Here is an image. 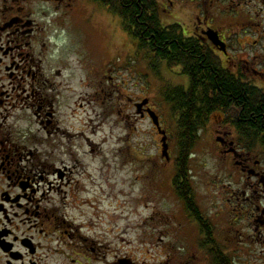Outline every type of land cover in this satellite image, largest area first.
I'll return each mask as SVG.
<instances>
[{
  "label": "flooded vegetation",
  "instance_id": "obj_1",
  "mask_svg": "<svg viewBox=\"0 0 264 264\" xmlns=\"http://www.w3.org/2000/svg\"><path fill=\"white\" fill-rule=\"evenodd\" d=\"M157 1L161 20L177 25L183 37L194 42L200 62L178 64L174 72L164 63L169 79L161 70L160 95L155 101L143 91L135 108L143 119L158 116L169 145V159L162 155L163 164L169 166L178 156L189 160L184 177L190 186L181 188L188 197L193 190L198 199V184L208 190L219 184L209 175L202 182L197 165L203 164V153L196 147L187 156L180 154L178 138L200 139L209 133L218 174L227 182L222 189L228 242L244 239L236 227L244 221L253 240L264 243V0ZM99 8L95 0H0V264H214L209 248L215 238L213 223L203 213L186 209L174 188L175 167L168 192L164 189V199L167 193L175 210L173 219L167 218L175 230L161 231L157 244L125 250L96 231L86 213L77 215L78 182L72 186L67 167L51 160L57 146L50 137L61 129L76 97L84 94L87 99L90 94L81 86L92 91V101L105 93L104 83L111 85L107 97L118 92L113 65L102 64L99 43L96 46ZM82 35L88 36L91 49L86 40L82 44ZM92 52L100 55L99 64L86 58ZM72 55L82 56L80 64L88 72L82 68L80 86L72 82L78 68ZM209 71L233 85L239 97L222 100ZM92 77L97 82L91 87ZM172 87L177 90L175 113L162 93ZM182 98L191 106H184ZM205 99L209 101L201 118L193 110ZM199 121H205V127L197 128ZM154 129L162 148L163 135ZM199 217L209 220L204 233ZM192 228L196 243L182 246L180 236L192 239L191 233L185 234ZM225 254L231 257L227 250Z\"/></svg>",
  "mask_w": 264,
  "mask_h": 264
},
{
  "label": "rangeland",
  "instance_id": "obj_2",
  "mask_svg": "<svg viewBox=\"0 0 264 264\" xmlns=\"http://www.w3.org/2000/svg\"><path fill=\"white\" fill-rule=\"evenodd\" d=\"M96 31V46L99 43L102 64L111 61L115 77L112 82L118 85V92L112 98L107 97L109 91L106 88L111 85L104 83L105 93L92 101L88 99L93 97L92 91L81 86V91L90 94L87 99H83L84 94L82 98L76 97V101L67 109L70 115L60 126L61 129L50 137V141L57 146L51 160L56 166L67 167L66 173L72 180V186L78 182L83 205L80 207V202H77L79 217L81 213H86L85 218L91 221L96 231L104 237H110L125 250L148 247L150 243H158L163 236L161 231L175 230L167 219L174 217L173 204L167 193L164 199V189L166 186L168 192L175 159L168 162L169 166L163 164L160 137L153 123L141 118L135 108V102L143 95V91H149V98L156 101L161 91L160 83L146 67L143 56L136 55V43L124 31L121 20L104 7L98 9ZM91 37L94 36L89 34ZM87 38V35H82L81 42L84 44L86 40L90 48ZM70 58L74 62L73 66L78 67L76 80L72 82L80 86L79 80L84 75L82 68L85 69L86 65L80 64L81 55H72ZM86 58L100 63V55L94 52L87 54ZM93 61L90 63L95 65ZM175 69L173 66L171 71ZM161 70L169 79L164 64ZM105 74L109 75L110 72L106 71ZM95 82L97 80L92 77L91 87ZM109 136L113 138L112 148L108 145ZM88 139H91L89 144ZM196 147L203 153L200 155L203 164L197 165L202 182L205 183L209 175L219 184L210 190L207 187L200 188L198 184L197 199L202 212L213 223L216 239L233 258L234 264H264V243L253 240L247 222L242 221L236 226L241 229L244 239L228 242L227 227L230 223H227L229 217L226 216L228 207L223 209L225 195L222 189L227 182L218 174V163L211 152L214 150V140L205 131ZM76 150L81 153V158H78ZM93 156H96L97 161ZM174 206L176 209L177 204ZM178 230L183 231L180 227ZM188 233H191L192 239L187 241L186 235L180 236L182 246L196 243V230L189 229L185 234ZM150 252L157 258L155 250Z\"/></svg>",
  "mask_w": 264,
  "mask_h": 264
},
{
  "label": "trees",
  "instance_id": "obj_3",
  "mask_svg": "<svg viewBox=\"0 0 264 264\" xmlns=\"http://www.w3.org/2000/svg\"><path fill=\"white\" fill-rule=\"evenodd\" d=\"M102 7L106 8L110 13L117 16L121 20L122 27L128 36L136 43V55L143 56L144 60L149 62V67L157 74L160 73L161 64L166 63L168 66H177L178 64H193L194 61L200 62L196 57L199 54L195 53V45L191 39L183 37V34L178 31L177 25H166L162 22L160 16V6L157 0H95ZM198 64V63H195ZM192 65H189L190 67ZM207 76V72L203 71ZM210 80L215 85L216 91L221 92L222 100H231L239 97V91H235L233 85L225 84L216 74H211ZM206 91V90H205ZM166 103L171 106V111L175 113L177 107V90L174 87L168 88L162 92ZM205 99L203 106L194 108V115H199L201 118L206 115ZM181 102L184 106L189 107L191 103L187 98H182ZM215 108H218L215 106ZM212 109V108H209ZM210 112V110H209ZM205 121H199L196 124L197 128L205 127ZM189 130V125L187 127ZM199 137L178 138L180 154L187 156L189 152L195 149L199 143ZM183 155V156H184ZM180 159V160H179ZM175 171L173 177L174 188L180 197L185 201L184 205L188 211L195 209L202 215L201 208L198 205L197 198L193 190L190 197L182 194L181 188L183 186L189 187L190 184L184 175L189 171V160L184 157L178 158L175 161ZM184 179L181 182V179ZM199 217L198 220L203 228H207L209 220ZM215 231V229H214ZM204 233V232H203ZM212 250L210 255L213 257L214 264H234L233 258L226 256L225 248L215 238L211 243Z\"/></svg>",
  "mask_w": 264,
  "mask_h": 264
},
{
  "label": "water",
  "instance_id": "obj_4",
  "mask_svg": "<svg viewBox=\"0 0 264 264\" xmlns=\"http://www.w3.org/2000/svg\"><path fill=\"white\" fill-rule=\"evenodd\" d=\"M141 106V105H140ZM152 115V118L154 120V123L156 124V126H158V128L160 129V123H159V119L158 117L155 115V114H151ZM161 130V129H160ZM162 134L165 135V132H161ZM163 154L166 156V157H169L168 156V144L166 143V138L164 137L163 139Z\"/></svg>",
  "mask_w": 264,
  "mask_h": 264
},
{
  "label": "bare ground",
  "instance_id": "obj_5",
  "mask_svg": "<svg viewBox=\"0 0 264 264\" xmlns=\"http://www.w3.org/2000/svg\"><path fill=\"white\" fill-rule=\"evenodd\" d=\"M95 125H98V126H99L98 123H95ZM90 141H91V139H88V140H87L88 144L90 143ZM112 144H113V138H112L111 136H109V139H108V145L111 147ZM111 148H112V147H111ZM75 153L78 155V158H81V157H82V155H81V153H80L79 151L76 150ZM93 159H94L95 161H97L96 156H93Z\"/></svg>",
  "mask_w": 264,
  "mask_h": 264
}]
</instances>
